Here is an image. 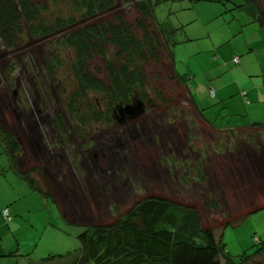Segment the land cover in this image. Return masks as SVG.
<instances>
[{
	"label": "rangeland",
	"instance_id": "obj_1",
	"mask_svg": "<svg viewBox=\"0 0 264 264\" xmlns=\"http://www.w3.org/2000/svg\"><path fill=\"white\" fill-rule=\"evenodd\" d=\"M30 1L47 8L43 13L46 24L54 26L53 19L56 18L71 19L75 16L77 19L68 28L62 30L55 28L51 34L44 36H31L28 26L23 23L24 29L19 33L18 41L13 48L7 49L0 42V110L3 112V116L0 115V128L10 132L11 134H9L23 151L22 154L20 153V158H22L20 166L22 167L19 168L17 165L19 171H32L31 176L40 187L49 190L50 193L53 190L52 197L62 207L67 221L62 218L61 211L53 199L47 200L39 193L32 191L24 180L10 170L9 158L3 152V146L0 144V264H39L42 259L51 255L73 252L79 248L77 237L83 226L110 225L118 218L124 217L147 197L161 198L196 207L205 228L212 229L217 237H220V233L223 231L222 242L226 251L234 257L233 260L240 261L245 258L249 260L247 264H264V255L256 254L260 252L258 248L261 247L257 244L261 240V242L264 241V215L253 216L240 226H235L233 224H236V220L242 215L234 218L231 213L225 214L220 207L213 210L211 205L208 209L205 203L208 204L209 200L215 202V194L207 188V175H199L195 170H192L193 160L191 158L182 160L183 155L188 156L190 148L197 153L200 149L208 147L210 141L207 142V140L211 138L205 121L201 120L194 111L185 90L177 81H162L153 84V81L148 79L147 92H151V87H156L162 92V96H165L164 99L167 101L154 98L156 106L159 107V114L155 120L161 118L166 125H170L169 132L160 130L159 134L166 137L164 140L170 138L169 142L175 144L176 149H182L183 151H180L183 152V155L180 156L175 151L169 155L161 148L165 160L162 158L161 161H155L159 159V153L150 143L145 142L144 137L135 139V146L124 152L138 171L142 166H147L138 161L136 155L138 152L140 155L147 153L155 161L153 166L156 175L149 176L144 169L145 174L142 175L144 180H139L143 187H140L138 180H133L136 191L133 185L127 184L129 193L117 195L114 190H110L106 195L103 190L105 185L101 174L95 173L93 176L86 174L82 168L79 170L75 166L74 161H71L72 164L70 161L67 162H70L69 166L73 167L77 173V180L76 178L71 180L70 177L63 180L65 175L62 173L57 177L56 182L45 177L41 164L45 158L54 160L51 161L50 166L55 171L58 170L59 163L66 176L69 168L68 163L61 161V158L55 161L57 158L55 153L60 150L61 153H67L70 158L66 144L64 149L57 145L58 142L51 144L49 149L54 147V154L49 153L47 156L42 142L43 129L50 132L49 126L56 114L64 117L71 96L77 89L76 76L73 72L76 53L72 46L64 42L71 34L80 31L85 26L111 22L119 24L121 19L135 24L137 19L141 18V14L132 0H116L115 5L107 12L98 13L87 19L79 18L76 5H71L69 0ZM233 1L235 0L225 2L218 0H170L155 6L157 21L160 23L169 22L172 26L182 30L178 34V41H183V44L178 45L177 49L185 47L186 49L183 52L177 51L176 65L182 71L179 74L188 75L191 78L189 82L193 81L190 86L196 98L198 100L205 98L209 101L207 103L208 112L217 109L210 103L212 97L210 91L216 90L214 85L220 81L228 84L236 70V68L234 71L232 68L228 70L226 65L232 49L237 45L238 50H244L245 54L248 53L251 49L247 46L251 33L257 28L261 30L258 24L250 22L246 14L235 10ZM226 40L229 41L223 43ZM255 42L258 41L255 40ZM213 43L218 46L215 48ZM259 56L264 62V49L260 50ZM213 61H217V65H221L220 69L224 67L226 70L216 69ZM105 66L106 63L102 58L95 57L88 63L87 70L95 77L109 82ZM147 67L150 73L167 72L169 69L168 64L167 67L162 66V68L156 65ZM233 67H235L234 64ZM96 68H99L100 72L97 73ZM192 74H195V77H191ZM29 76L32 77V80ZM259 76L258 78H263L262 75ZM54 77L60 79L62 85L58 86L59 80L57 79L51 81V78ZM242 82L246 83L247 80L243 78ZM95 96H97L96 93H90L91 100L88 103L95 101ZM98 96L101 98L100 95ZM235 98L236 96L231 100ZM49 99H52V102H49ZM221 108L226 110L224 107ZM232 108L234 111L240 110L236 106ZM3 119L10 126H5ZM100 126L103 125L93 123V129H98ZM70 134L71 132L66 136L70 137ZM30 138H33L34 143L32 151L29 149L28 152H31L24 154V149L27 148L25 141ZM157 140H159L158 136ZM123 142L126 146L132 145V142L127 139H124ZM144 144L147 150H140L139 146L145 147ZM192 154L190 152V155ZM171 157L173 161H169L168 158ZM18 161L19 158L17 163ZM180 167L182 169L186 167L188 170L186 176L181 170L177 174ZM3 172L5 174H2ZM140 173L142 174L141 171ZM125 183L124 181L122 184L125 185ZM120 184L118 182L114 184V187ZM195 186H201L202 189L195 191ZM68 187L72 189L64 190ZM108 187L111 186L108 185ZM9 209L12 212L10 219H7L4 212ZM229 218L230 220H228ZM231 218L233 219L231 220ZM12 221L14 223L9 226ZM228 224L229 226L225 227ZM73 262L72 258L68 263L52 264H72Z\"/></svg>",
	"mask_w": 264,
	"mask_h": 264
},
{
	"label": "trees",
	"instance_id": "obj_2",
	"mask_svg": "<svg viewBox=\"0 0 264 264\" xmlns=\"http://www.w3.org/2000/svg\"><path fill=\"white\" fill-rule=\"evenodd\" d=\"M132 1L141 14V18H138L135 24L121 19L119 24L111 22L88 25L71 34L64 42L72 46L76 53L73 72L77 84L66 112L72 117L81 114L78 102L86 99L90 93L101 95L112 105L117 101L130 103L138 97L147 100L148 96H153V100L156 97L158 100L167 101L156 87H151V92H147L148 79H151L153 84L177 81L185 90L194 111L204 119L202 111L198 109L190 94L188 83L191 78L176 71L174 49L179 44L178 34L182 30L169 22L160 23L156 19V7L170 0ZM233 2L235 10L242 11L251 23L264 28V0ZM69 3L76 5L79 18L87 19L98 13L107 12L115 5L116 0H69ZM46 10V7L34 4L30 0H0L2 45L7 49L13 48L18 41L19 33L24 29V24L28 26L31 36H44L51 34L55 28L58 30L68 28L77 19L75 16L71 19L56 18L53 19L54 26L46 24L43 15ZM95 57L105 61V72L109 82L95 77L87 70L88 63ZM235 57L240 58L239 64L233 62ZM235 57L231 63L235 66L241 65V57L239 55ZM167 64L169 66L167 72L150 73L147 70L148 65L162 68L167 67ZM95 71L98 73L100 69L96 68ZM92 116L98 121V113ZM0 144L9 158L10 170L24 180L32 191L47 200L53 199L49 190H44L32 178V171H19L17 159L20 147L11 135L1 128ZM208 204L213 210L218 208L212 200H209ZM8 214L10 215V211ZM81 229L77 237L79 243L77 250L51 255L42 259L39 264L68 263L72 258L74 259L72 264L249 263L245 258L240 261L233 260L234 257L226 251L222 242L223 235L217 237L212 229L203 226L197 208L161 198H145L124 217L118 218L110 225L83 226ZM257 246L261 247L258 248L260 252L256 254L263 256L264 241Z\"/></svg>",
	"mask_w": 264,
	"mask_h": 264
},
{
	"label": "crops",
	"instance_id": "obj_3",
	"mask_svg": "<svg viewBox=\"0 0 264 264\" xmlns=\"http://www.w3.org/2000/svg\"><path fill=\"white\" fill-rule=\"evenodd\" d=\"M259 27L261 30L257 28L250 35L247 46L251 49L248 53L238 50L236 45L227 58L228 70L232 68L234 71L236 68L233 72L235 76L232 75L228 84L222 81L216 83L215 96H208L210 103L217 109L208 112L209 101L205 98L198 100L190 86L193 81L188 83L191 97L202 111L204 119L201 120L205 121L207 131L215 134L211 135L208 131L211 139L207 142L210 141V145L201 149V160L207 165V188L215 194L216 206L222 208L225 214L231 213L234 218L242 215L233 224L235 226H240L253 216L264 215V62L259 56L260 50L264 49V28ZM180 44L183 41H179ZM213 45L215 48L218 46L215 43ZM177 46L174 49L175 60L177 51L186 49H177ZM236 55L241 57V65L233 67L231 60ZM213 64L216 69H220L221 65H217V61H213ZM222 68L221 71L226 70ZM176 71L182 72L177 65ZM259 75L263 78H258ZM191 77H195V74ZM243 78L247 80L246 83L242 82ZM234 96L236 98L231 100ZM233 106L240 110L234 111ZM53 200L62 218L67 221L62 207L55 198ZM205 206L210 209L207 202ZM12 210L9 209L10 215ZM13 223H9V226ZM221 234L224 236L223 231Z\"/></svg>",
	"mask_w": 264,
	"mask_h": 264
},
{
	"label": "flooded vegetation",
	"instance_id": "obj_4",
	"mask_svg": "<svg viewBox=\"0 0 264 264\" xmlns=\"http://www.w3.org/2000/svg\"><path fill=\"white\" fill-rule=\"evenodd\" d=\"M29 78L32 80L31 76H29ZM55 79L59 80L58 86L62 85V81L57 77L51 78V81H54ZM95 98L96 100H93L94 102L92 101L93 104L88 103V101L91 100L89 96L86 99H82L81 101H79L78 105H80L79 107L81 114H77L75 115V117L70 116L66 112L64 114V117L66 119L64 117L60 119V116L56 114L57 116L55 115L56 117L54 116L52 120V125L50 124L49 126L51 128L50 132H47L46 129H43L42 142L47 156L49 155V153L54 154V147H52V149H49V146L51 144L58 142L57 145H60L62 147L61 149H64V145L66 144L68 146L67 150L70 153V158L67 156V153H61L60 150V152L55 153L57 157L55 158V161H58L59 158H61V161H74L75 166H77L79 170H81L82 168V170L85 171L86 174H89L91 176H93V174L95 173H98V175L101 174L103 184L105 185L103 190L106 195L110 192V190H114L115 194L117 195L120 193L123 194L125 192L129 193L126 185L130 184V186L133 185V187L135 188L133 180H144V176H142L143 174H145L144 169L149 176L156 175L153 165L155 161H161V159L163 158L164 154H162L161 148H163L166 154L169 155H172L174 153L173 151L177 152L180 156L183 155V152L180 151L182 149H176L175 144H171V142H169L170 138L168 140H164V138L166 137L159 134L160 130H167V132H169L170 130L168 129V127L170 125H166L161 118L157 119V121L155 120V117L159 114V107L156 106L157 103H155V101L153 100V96H148L147 100H141L138 97L135 100L133 99L130 103L117 101L114 105L109 104L108 101L104 100L102 96V99L98 95L95 96ZM49 102H52V99H49ZM129 104H133L136 108L142 105V113H131L130 115L122 114L120 112L121 108ZM94 113H98V121L93 118L92 115ZM0 115L3 116L2 110H0ZM93 123L103 126H100L98 129H93ZM4 125L10 126L8 125L7 121H4ZM89 126L91 128H85ZM11 127L13 126L11 125ZM69 132H71L70 137H67L66 135ZM157 136L159 140H157ZM141 137H144L143 139L145 140V142L150 143L151 146L156 149V151L159 153V159H156L154 161L153 159H151V157L148 156L147 153L140 155L138 152L136 154L138 157V161L147 165L142 166L141 170L138 171L133 166V164L130 163L124 152L127 151L126 149H132L133 146H135L134 140L140 139ZM124 139L131 141L132 145L126 146L123 142ZM170 144L173 146L172 148L170 147ZM25 145H27V148L24 149V154H27L29 149L32 151V146L34 145L33 138L26 139ZM184 148L186 147L184 146ZM139 149L147 150L146 146H139ZM31 151H29L28 153H30ZM190 152L193 153V156L190 155ZM20 153H23L21 147ZM20 153L18 157L19 168L22 167L20 166L22 163L20 160L22 159L20 158ZM38 158L40 157L38 156ZM187 158H191L193 160L192 170H195V172L199 175H207L206 162L201 160V149L196 153L190 148L188 156L183 155L182 160L185 161ZM50 159L51 158H45L43 159V163H41L43 173L46 175L45 177H47L52 182H56L57 177L62 173L63 175H65L63 177V180H67V177L68 179L70 177L71 180H74V178H76L77 180L78 175L75 170H73V167L69 166L70 162H67L69 168L66 176V174L63 172L62 166L58 162V170H53L50 164L52 163L51 161L54 160ZM168 159L169 161H173L172 157ZM162 160L165 159L163 158ZM180 170L184 176H186V173L188 174V170H186V167L185 169H182L180 167L177 174L180 173ZM140 171L142 172V174L140 173ZM192 174L194 175V173ZM124 181L126 182L125 185L122 184L124 183ZM118 182H120L121 184L115 185L114 187V184H117ZM139 183L140 187H143L140 181ZM108 185L111 187H108ZM195 188V191L202 189L201 186H195ZM71 189L72 188L68 187V189L64 190L69 191ZM51 193H53V190L51 191Z\"/></svg>",
	"mask_w": 264,
	"mask_h": 264
},
{
	"label": "water",
	"instance_id": "obj_5",
	"mask_svg": "<svg viewBox=\"0 0 264 264\" xmlns=\"http://www.w3.org/2000/svg\"><path fill=\"white\" fill-rule=\"evenodd\" d=\"M141 108H142V105L140 107L136 108V107H134L133 104H129L127 106L122 107L120 112L124 115H130L131 113L139 114L141 112Z\"/></svg>",
	"mask_w": 264,
	"mask_h": 264
},
{
	"label": "built area",
	"instance_id": "obj_6",
	"mask_svg": "<svg viewBox=\"0 0 264 264\" xmlns=\"http://www.w3.org/2000/svg\"><path fill=\"white\" fill-rule=\"evenodd\" d=\"M233 62H234L235 64H239V63H240V58H239V57H235V58L233 59ZM4 215H5L6 218H8V217H9V216H8V211H5V212H4Z\"/></svg>",
	"mask_w": 264,
	"mask_h": 264
},
{
	"label": "clouds",
	"instance_id": "obj_7",
	"mask_svg": "<svg viewBox=\"0 0 264 264\" xmlns=\"http://www.w3.org/2000/svg\"><path fill=\"white\" fill-rule=\"evenodd\" d=\"M210 94H211L212 97H214V96H215V91H214V90H211V91H210ZM17 165H18V163H17ZM18 167H19V165H18ZM195 208H196V207H195ZM6 211H9V210H6ZM8 216H9V217H8L7 219H10V216H11V215L8 214ZM5 218H6V217H5Z\"/></svg>",
	"mask_w": 264,
	"mask_h": 264
}]
</instances>
